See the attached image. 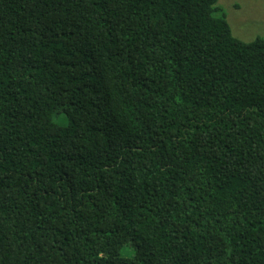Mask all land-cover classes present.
I'll use <instances>...</instances> for the list:
<instances>
[{
	"label": "trees",
	"instance_id": "16d2710c",
	"mask_svg": "<svg viewBox=\"0 0 264 264\" xmlns=\"http://www.w3.org/2000/svg\"><path fill=\"white\" fill-rule=\"evenodd\" d=\"M219 0H0V264H264V37Z\"/></svg>",
	"mask_w": 264,
	"mask_h": 264
},
{
	"label": "rangeland",
	"instance_id": "374dc122",
	"mask_svg": "<svg viewBox=\"0 0 264 264\" xmlns=\"http://www.w3.org/2000/svg\"><path fill=\"white\" fill-rule=\"evenodd\" d=\"M233 35L243 42L264 37V0H219Z\"/></svg>",
	"mask_w": 264,
	"mask_h": 264
}]
</instances>
